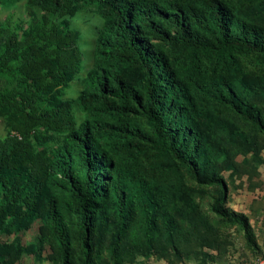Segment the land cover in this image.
<instances>
[{
    "label": "rangeland",
    "instance_id": "374dc122",
    "mask_svg": "<svg viewBox=\"0 0 264 264\" xmlns=\"http://www.w3.org/2000/svg\"><path fill=\"white\" fill-rule=\"evenodd\" d=\"M182 1L198 15H208L202 0ZM218 1L231 34L245 38L250 47L204 53L176 40L175 24L166 21L149 37V43L165 53L182 86L183 106L161 102L170 108L166 120L177 130L173 141L158 138L135 103L120 120L113 118L119 104L112 101L113 116L108 119L116 127L105 134V141L120 169L119 197L109 195L98 202L87 215L85 231L73 198L54 194L46 185L30 212L25 197L34 182L19 177L15 184L13 175L0 181V264L264 262V54L253 49H264V0ZM26 4L18 0L0 5V22L11 21L19 38L23 30L39 26L43 15L52 26L66 20L76 34L79 65L52 90L69 104L77 127L91 118L78 97L93 92L97 84L90 74L103 25L96 3L80 0L74 14L65 16L37 8L29 15ZM192 35L212 42L198 27ZM113 69L138 89L137 72L117 61ZM15 80L12 69L0 70V94L14 88ZM40 104L44 110L53 107L45 99ZM65 134L58 124H44L30 132L29 141L36 152H52ZM16 135L0 107V141ZM52 196L62 239L46 212Z\"/></svg>",
    "mask_w": 264,
    "mask_h": 264
},
{
    "label": "trees",
    "instance_id": "16d2710c",
    "mask_svg": "<svg viewBox=\"0 0 264 264\" xmlns=\"http://www.w3.org/2000/svg\"><path fill=\"white\" fill-rule=\"evenodd\" d=\"M17 1L0 0V5ZM78 1L27 0L26 10L29 15L33 14V8L52 15H73ZM90 1L96 3L103 20L90 72L96 76L97 84L93 92L90 89L78 97L83 111L91 118L77 127L69 104L60 101L52 90L72 77L80 61L76 34L68 28L67 21L52 26L43 15L40 25L23 30L20 38L11 21L0 22V70L12 69L16 79L14 88L0 94V107L17 134L0 141V171L3 170L0 181L5 183L13 175L15 184L19 177L26 178L27 183L34 182L32 192L25 197L30 212H34L38 196L46 185L54 194L73 198L85 231L87 215L95 205L109 195L119 197L121 191L120 169L105 141V134L116 127V122L108 119L113 116L112 101L119 104L113 118L120 120L128 105L135 103L158 138L173 141L172 134L177 133L166 120V116L170 117V108L163 107L161 102L168 100V104L183 106L182 86L176 82L174 70L162 49L149 43L150 34L159 33L160 23L166 21L175 24L176 40L191 43L204 53L250 47L245 38L231 34L230 22L218 0H202L209 10L207 16L198 15L182 0ZM197 27L212 42L199 35L193 37L192 30ZM253 49L264 54L262 47ZM115 61L137 72L138 89L113 69ZM43 99L53 105L50 110L40 106ZM52 123L66 130L62 144L52 152L44 148L36 152L29 141L30 132ZM34 138L40 141L38 136ZM17 191L22 192L20 188ZM45 206L50 225L62 239L56 224V198L48 197Z\"/></svg>",
    "mask_w": 264,
    "mask_h": 264
},
{
    "label": "built area",
    "instance_id": "2783aa9c",
    "mask_svg": "<svg viewBox=\"0 0 264 264\" xmlns=\"http://www.w3.org/2000/svg\"><path fill=\"white\" fill-rule=\"evenodd\" d=\"M260 264H264V262H261Z\"/></svg>",
    "mask_w": 264,
    "mask_h": 264
}]
</instances>
